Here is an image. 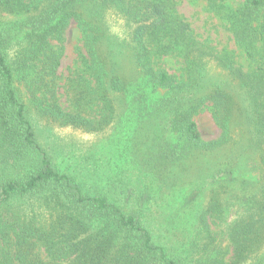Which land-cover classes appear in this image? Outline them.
Returning a JSON list of instances; mask_svg holds the SVG:
<instances>
[{"label": "trees", "instance_id": "trees-1", "mask_svg": "<svg viewBox=\"0 0 264 264\" xmlns=\"http://www.w3.org/2000/svg\"><path fill=\"white\" fill-rule=\"evenodd\" d=\"M258 4L253 1L254 6ZM6 7L22 11L27 20L20 24L21 39L15 48L0 20V264H181L154 242L148 227L134 214L104 196L87 194L71 176L55 170L47 152L37 144L26 104L18 99L13 83L16 74L27 73L41 56L54 72L71 21L82 33L92 87L70 102L72 111L41 96L36 101L39 113L61 127L89 133L110 123L118 125L120 117L137 125H156L157 172L197 156L221 158L197 223L198 238L203 241L200 250L207 264H223L208 223L236 204L228 232L232 252L227 264H264L262 72L235 76L238 90L248 100L249 110L244 112L230 91L203 86L205 61L187 44V26L160 7L134 14L129 11L134 7L123 0H13ZM110 11L136 25L123 46L132 54L131 79L115 74L113 41L109 36L108 42L107 18L103 16ZM142 21L149 24L137 25ZM145 35L171 40L166 49L183 58L185 79L178 80L153 66ZM51 40L57 42L55 50ZM237 44L254 59V50L244 37ZM120 107H127L128 113L117 114ZM203 110L210 111L220 130L215 140L204 141L198 132L194 116ZM246 112L248 122L240 136L239 123ZM126 114L129 116L124 117ZM238 167L245 169L244 174L254 175V181L236 177Z\"/></svg>", "mask_w": 264, "mask_h": 264}, {"label": "rangeland", "instance_id": "rangeland-1", "mask_svg": "<svg viewBox=\"0 0 264 264\" xmlns=\"http://www.w3.org/2000/svg\"><path fill=\"white\" fill-rule=\"evenodd\" d=\"M26 1V0H25ZM132 14L153 11L160 7L169 16H175L188 28L190 41L205 61L204 87L220 86L233 93L237 107L248 111V100L239 91L237 74H264V0H123ZM13 0H0V20L6 26L9 42L15 48L21 39L20 24L27 20L21 12H13L6 5ZM106 16V37L112 38L115 74L131 79L134 65L131 53L123 48L136 25L124 17H116L110 11ZM137 25H148V21ZM254 50L252 60L239 47L237 39ZM144 44L150 50L153 66L178 80L186 78L184 60L167 50L171 40L161 36L145 35ZM55 50L57 42L50 41ZM63 49L58 55L54 72L48 69L45 56L39 57L27 72L15 76L14 88L18 99L26 104L28 119L33 127L37 144L49 155L55 170L71 176L84 192L101 195L127 212L134 214L141 225L147 226L154 242L180 260L181 264H207L200 250L203 241L198 238L199 217L207 204L212 174L219 167L221 158L197 156L193 160L157 172L155 166L158 131L156 125H137L127 119H118L102 130L89 133L72 127H61L59 122L39 113L36 101L41 96L56 101L66 110H73L70 102L78 93L92 87L88 60L83 47L82 33L71 21L63 34ZM58 47V48H59ZM165 47L164 51L158 49ZM108 48V46H107ZM105 49V44L101 50ZM128 113L120 107L117 114ZM248 112L239 124L238 135L247 126ZM129 114H126L127 117ZM201 139L215 140L220 130L215 125L209 110L194 116ZM237 134L236 130L234 132ZM238 138V137H237ZM236 138V139H237ZM238 140V139H237ZM241 148H238L241 152ZM238 167L235 176L247 182L254 175L244 174ZM236 204L221 218L210 220L209 228L220 250V261L227 264L232 247L228 232L235 220ZM42 256L44 254L41 252Z\"/></svg>", "mask_w": 264, "mask_h": 264}]
</instances>
